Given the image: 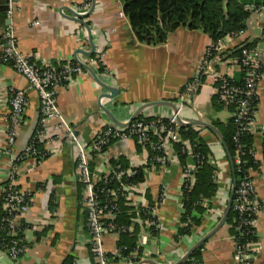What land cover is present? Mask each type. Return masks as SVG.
Returning a JSON list of instances; mask_svg holds the SVG:
<instances>
[{
    "label": "crops",
    "instance_id": "1",
    "mask_svg": "<svg viewBox=\"0 0 264 264\" xmlns=\"http://www.w3.org/2000/svg\"><path fill=\"white\" fill-rule=\"evenodd\" d=\"M85 3L86 0H0V34L11 26L18 48L33 53L39 63H86L91 56L103 55L101 67L92 68L100 81L83 67L84 71L71 82L57 88V115L50 121L48 137L40 142L47 155L42 159L25 157L16 164L19 187L30 200L20 233L26 248L17 260L0 248V264H63L69 255L77 259V264H97L99 260L90 252L82 186L77 177L80 148L91 143L96 129L106 124L117 125L109 113L125 123L140 107L153 103L144 107L138 116L169 118L178 108L180 94L195 75L206 49L215 42L201 29L180 26L164 43L147 44L138 40L127 16L120 15L121 0H92L89 9L84 8ZM9 8L13 10L11 18L7 15ZM75 13L82 15V22L72 18ZM34 20L40 24H32ZM255 40L262 47L264 65V14L252 13L246 30L224 39L223 52L228 55L223 64L216 66L217 70L239 80L237 57L232 52L238 45ZM93 47L95 52L89 54ZM103 83L118 89V94L101 97L111 93ZM215 84L214 75L203 77L196 93L183 103L179 115L184 121L227 122L231 116L228 109L214 107ZM11 87L27 88L28 80L11 65L0 63V212L2 184L16 157L30 143L40 113L39 95L30 89L24 123L9 147ZM258 99L254 152L260 163L251 170V176L262 209L256 251L250 264H264V75L258 86ZM193 126L211 148L209 161L216 166L218 190L212 198H205L207 209L201 224L194 226L189 234L178 235V231L184 225V167L196 166L192 154L188 152L181 162L172 144L168 149V163L153 168L147 166L144 150L135 141L127 140L111 144L106 158L101 162L95 160L99 163L98 173L106 170L107 163L122 157L131 166L146 165L144 180L132 190L134 201L142 205L157 201L163 193L155 211L159 228L149 229L142 219L135 220L140 226L138 237L144 259L152 258L161 264L177 262L217 225L227 207L232 187L227 153L214 132L200 125ZM182 140L178 137L176 141L182 143ZM118 241L117 234L104 238L109 256L107 264H127L117 254ZM202 261L203 264H235L234 237L229 224L225 223L203 244Z\"/></svg>",
    "mask_w": 264,
    "mask_h": 264
},
{
    "label": "built area",
    "instance_id": "2",
    "mask_svg": "<svg viewBox=\"0 0 264 264\" xmlns=\"http://www.w3.org/2000/svg\"><path fill=\"white\" fill-rule=\"evenodd\" d=\"M92 0H86L85 9H89ZM247 8L252 13L264 14V3L260 5L248 4ZM12 8H9L7 15L11 18ZM121 16H126L124 11ZM32 24H40L39 20L32 21ZM239 34H227L221 39L213 42L207 49L204 58L197 68L193 78L185 85L180 94L178 110L183 107L187 97L194 95L205 75L215 76V94L218 100L227 106L229 103L236 104V124L239 131L235 136V141L241 149L243 144L238 136L242 131L255 133L256 108L254 102L258 98V86L264 75L263 50L260 44L255 46H245L242 43L237 46L241 49V54L237 56V65L240 71H243V84H235L232 75L219 72L217 65L223 64L227 58L224 39L227 37H236ZM102 54L89 57L86 64L91 68H99L102 65ZM28 80L27 88H10L9 106H10V128L7 133L8 146L15 142L20 128L24 123V115L29 104L28 91H36L40 99L39 120L35 133L30 143L22 154L16 157L12 168L7 172L6 179L1 187V212L0 216V248L7 252L13 259L17 260L25 250L24 238L20 235L23 229V216L29 205V197L21 190L18 183V174L16 164L29 156H36L42 159L47 155L46 152L40 153L35 144L42 142L48 137L50 132V121L57 115L56 97L57 88L60 85H66L84 71L83 66L77 62L68 61L64 64L39 63L33 53L23 52L18 48L17 38L13 28L10 26L0 34V63L8 64ZM167 123L161 118L135 119L126 125H104L96 129L94 137L89 145L81 147L77 160V177L82 184L83 201L86 210V226L90 233V244L94 256L99 260L97 264H107L109 258L106 254L104 238L109 234L132 232L135 220L140 218V214L151 216L145 221L149 229L159 228V219L156 216V209L160 206L163 199V193L155 201L153 206L142 205L133 199L132 190L137 183L126 181L128 176L136 173L134 166H122L116 161L107 163L106 170L98 173L96 167L99 165L96 159L104 160L111 144L115 142L133 140L144 150L146 155V164L151 167L166 165L169 161L168 149L174 144L178 137H182L177 121V114L173 113ZM158 135L154 140L152 133ZM183 139V138H182ZM184 151L192 154L189 148V142L182 140ZM239 161V158L237 159ZM195 168L184 167L183 181V200L185 199V190H189L195 180ZM111 182H117L119 185V194ZM236 206L241 213L247 212L248 216L240 218L237 225L238 234H234V260L235 264H250L255 251L256 242L254 240L242 241L241 236L257 233L259 223V213L262 209L256 198L251 172L240 178ZM119 194L124 197L126 205L133 207L136 214L134 220L129 225H120L117 221V215L121 211L116 196ZM184 203V202H183ZM140 243V241H139ZM120 248L116 247V251ZM146 259V258H145ZM144 260L141 252L135 249L128 258H125L127 264H136ZM74 264L77 259L74 258Z\"/></svg>",
    "mask_w": 264,
    "mask_h": 264
},
{
    "label": "trees",
    "instance_id": "3",
    "mask_svg": "<svg viewBox=\"0 0 264 264\" xmlns=\"http://www.w3.org/2000/svg\"><path fill=\"white\" fill-rule=\"evenodd\" d=\"M123 3V11L133 29L138 40L141 42L157 45L164 43L168 35L180 26H186L190 29H201L208 33L212 41H217L227 34H240L247 28V20L252 12L247 8L248 4L260 5L264 0H121ZM256 40L246 43L245 46H255ZM233 56H239L241 49L236 48L232 52ZM11 62H9V65ZM241 78L234 79L235 84H243V71H240ZM258 98L254 102L257 109ZM214 107L216 109L226 108L230 111L231 116L226 123L214 121V124L221 130L224 141L228 147V153L231 156L230 173L233 181L236 182L234 191L230 189L232 197V206L227 216L226 223L231 226L232 235L238 234L237 225L240 218L248 216L247 212L241 213L236 206L238 197V189L240 178L247 175V172L258 168L259 161L256 159L254 152V134L248 131L240 132L239 141L243 144L240 149L235 141V136L239 131L236 124V104L229 103L227 106L218 100L217 95L213 97ZM153 117H141L136 119H152ZM165 123L168 118H161ZM179 132L185 141L189 142V148L194 157L198 168L195 172V180L189 190H185V199L183 203L182 222L184 225L179 229L178 235L189 234L194 226L201 224L202 215L205 213L207 206L204 204L205 198H212L218 190V185L215 182L216 166L210 161L212 153L208 142L201 136V132L193 125L181 126ZM154 140H157L158 135L152 133ZM37 150L44 153L41 143L35 144ZM140 147V145L138 144ZM174 147L178 158L181 162L185 161L187 152L184 151V145L181 142L175 141ZM239 158V161L237 159ZM112 162H116L112 160ZM119 162L124 167L129 168V162L125 158H120ZM149 166V165H147ZM146 165H141L134 170L136 173L128 176L126 181L139 183L144 180V170ZM80 185H82L80 183ZM110 185L115 187L118 193L119 185L117 182H111ZM117 194L116 201L120 205L121 211L117 215L116 221L120 225H129L135 217L133 207L126 205L124 197ZM154 201L149 205L153 206ZM2 212H0V216ZM151 216L140 214V219L146 221ZM136 222L132 232L121 233L117 243L120 248L117 254L121 257L128 258L131 252L138 249L142 253V248L139 243L138 232L140 226ZM88 229V228H87ZM242 241L257 240V233L250 235H242ZM203 245L194 250V252L185 261L180 264H203L202 261ZM90 252L92 257L94 252L90 244ZM111 256H114L112 254ZM74 256L69 255L63 264H74ZM117 258V257H116Z\"/></svg>",
    "mask_w": 264,
    "mask_h": 264
},
{
    "label": "water",
    "instance_id": "4",
    "mask_svg": "<svg viewBox=\"0 0 264 264\" xmlns=\"http://www.w3.org/2000/svg\"><path fill=\"white\" fill-rule=\"evenodd\" d=\"M14 1H16V0H14ZM93 2H95V0H93ZM92 8H94V3H93V6H92ZM91 11H92V9H91ZM75 16L74 17H72V18H74V19H76V20H78V21H80V22H82V20H81V17H82V15H79V14H77V13H75L74 14ZM8 23H10V19H8V21H7ZM95 52V48L93 47V49L91 50V51H89L88 53L89 54H93ZM84 68H86L87 70H89L93 75H94V77L97 79V80H99V78L97 77V75H96V73H95V71L91 68V67H89L86 63H84V62H82V61H78ZM100 81V80H99ZM104 84V83H103ZM104 86H106L108 89H109V91L111 92V93H105V94H103L101 97H114L116 94H118L117 92V90L118 89H115V88H113V87H110L109 85H105L104 84ZM153 103H147L145 106H142V107H140L137 111H136V113H134L133 115H132V117L129 119V121H128V124L129 123H131L132 121H134L136 118H137V116H138V114H139V112L144 108V107H146V106H148V105H152ZM103 109L105 110V111H107L108 112V110L105 108V107H103ZM174 113H176L177 114V121H178V123H179V125H181V126H186V125H200V126H203V127H205V128H207V129H209L210 131H212V132H214L218 137H219V139H220V141H221V143H222V145H223V147H224V149H225V151H226V153H227V156H228V158L231 160V156L229 155V153H228V147H227V145H226V142L224 141V137H223V135H222V132L220 131V129L218 128V127H216L214 124H212V123H210V122H206V121H204V120H193V121H184L181 117H180V115L178 114L179 113V110H178V108L176 107V109H175V111H174ZM109 116H110V118H111V120L114 122V123H116L117 125H126L127 123H124V122H122V121H119L113 114H111V113H109ZM234 183H233V185H232V192L234 191V188H235V186H236V182L235 181H233ZM231 206H232V197L230 196L229 197V200H228V204H227V207H226V209H225V212H224V214H223V216L221 217V219H220V221L217 223V225L211 230V231H209L206 235H204L201 239H199L186 253H185V255H183V257L181 258V259H179L177 262H175V263H173V264H180L181 262H183V261H185L187 258H189V256L194 252V250H196L197 248H199L200 246H202L205 242H206V240L208 239V238H210L220 227H222L225 223H226V219H227V216H228V214H229V212H230V209H231ZM141 263H148V264H161L160 262H158L157 260H155V259H152V258H147V259H144L143 261H141L139 264H141Z\"/></svg>",
    "mask_w": 264,
    "mask_h": 264
},
{
    "label": "rangeland",
    "instance_id": "5",
    "mask_svg": "<svg viewBox=\"0 0 264 264\" xmlns=\"http://www.w3.org/2000/svg\"><path fill=\"white\" fill-rule=\"evenodd\" d=\"M225 110V109H224ZM226 111V110H225ZM229 111V110H228ZM230 112V111H229Z\"/></svg>",
    "mask_w": 264,
    "mask_h": 264
}]
</instances>
